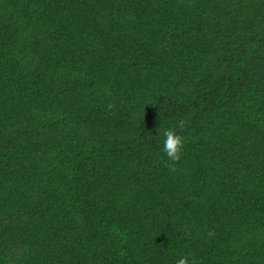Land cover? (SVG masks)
Instances as JSON below:
<instances>
[{"label":"trees","instance_id":"trees-1","mask_svg":"<svg viewBox=\"0 0 264 264\" xmlns=\"http://www.w3.org/2000/svg\"><path fill=\"white\" fill-rule=\"evenodd\" d=\"M183 256L264 264V0H0V264Z\"/></svg>","mask_w":264,"mask_h":264},{"label":"clouds","instance_id":"clouds-1","mask_svg":"<svg viewBox=\"0 0 264 264\" xmlns=\"http://www.w3.org/2000/svg\"><path fill=\"white\" fill-rule=\"evenodd\" d=\"M109 109L113 107L112 104L108 105ZM185 121L181 120L177 127L183 128ZM165 140L163 143V152L168 157V160L171 162L167 166L169 167L170 171H176V163L180 161L181 154L184 148L185 139L184 137L177 132L176 128H169L164 131L163 133ZM207 235L212 237L215 235L214 231L209 230ZM176 264H196V261L190 260L188 256H183L179 258Z\"/></svg>","mask_w":264,"mask_h":264}]
</instances>
